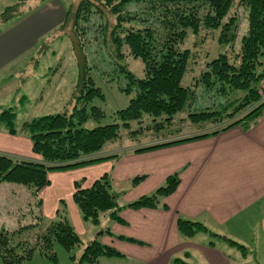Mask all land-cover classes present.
Listing matches in <instances>:
<instances>
[{
	"label": "trees",
	"instance_id": "1",
	"mask_svg": "<svg viewBox=\"0 0 264 264\" xmlns=\"http://www.w3.org/2000/svg\"><path fill=\"white\" fill-rule=\"evenodd\" d=\"M26 1L1 11L0 23L23 14ZM45 1L48 0H38L41 4ZM130 3L134 6L129 9ZM240 4L247 12L248 29L243 31L239 48L236 43L241 16L234 10V0H80L72 5L64 23L51 32L60 38L74 39L79 75L71 99L65 111L23 123L22 129L32 140L33 152L40 159L0 153V183L22 184L39 195L51 183L53 171L117 159L119 153L102 154L104 146L122 138L121 126L129 129L132 136L145 133V128H150L144 125L145 114L153 118V126L158 130L153 136L158 138L138 145L136 151L215 135L233 127L249 130L264 115V0H240ZM202 29L219 30V41L227 45L213 59L208 58L210 50L200 53L184 46L189 34H198ZM94 41L104 46L116 62L114 71L125 74L126 84L122 89L129 95L134 93L129 104L116 111L113 123H101L105 111L95 104L96 99L104 98V93L92 76L93 66L86 53L87 45ZM202 43V39L197 40L194 46L202 47ZM200 55L206 61L200 74L190 79L194 58L197 60ZM128 56L141 58L143 76L130 70ZM197 88L203 90L206 99L214 91L218 98L216 107L189 113L190 120L197 123L194 132L178 137L174 131L165 132L177 114L190 109L193 99L198 106ZM15 117L13 108L0 112V123L18 135ZM213 119L226 121L217 130L198 127L200 122ZM90 121L95 125L88 126ZM144 178L137 176L131 183L138 185ZM179 182L178 174L170 175L166 184L152 194L120 204L123 195L114 191L112 177L106 172L89 187L76 181L73 197L82 217L100 225L105 216L123 221L119 213L124 208L157 207L162 197L176 190ZM29 214L30 211L22 213L19 227L0 230L3 264H22L36 253L58 263L56 243L68 251L84 245L64 206L47 223L33 215L32 220L24 222ZM178 227L186 236L206 228L200 222L184 218L178 219ZM103 233L112 232L104 228ZM128 240L141 243L133 238ZM120 254L100 239H94L84 246L79 258L75 255L71 258L74 264H84ZM174 264L189 263L177 258Z\"/></svg>",
	"mask_w": 264,
	"mask_h": 264
},
{
	"label": "crops",
	"instance_id": "2",
	"mask_svg": "<svg viewBox=\"0 0 264 264\" xmlns=\"http://www.w3.org/2000/svg\"><path fill=\"white\" fill-rule=\"evenodd\" d=\"M20 1L0 0V12ZM76 2L48 0L41 4L38 0H27L23 14L0 23V76L8 74L3 77L4 84L36 75L39 68L30 69L31 66L39 65L38 54L42 52L46 57L45 47L60 38L51 32L64 23L68 10ZM51 53L57 54L55 50ZM35 54L36 64L24 63ZM51 72L50 65L42 70L46 78L39 82L41 91L54 82L59 68ZM29 83H23L24 88ZM57 86L52 88L58 90ZM18 90L23 91L21 87ZM58 92L56 101H62L59 108H64L68 101L61 98V90ZM20 93L17 101L27 103L26 95L20 96ZM7 108L14 109V106L3 105L0 100V112ZM130 147H114L102 153H119L117 159L51 172V183L42 189L46 214L56 218L60 201L69 197V217L75 229L80 236L91 232L90 240L83 241L84 244L102 235L103 243L121 253L102 256L88 264H174L177 258L189 264H233L234 254L230 251L234 252L243 243L257 250V264H264V115L249 130L233 127L215 135L144 151H136L138 146ZM0 153L40 159L33 152L29 136L10 133L1 123ZM106 172L112 177L114 191L123 195L120 204L152 194L166 184L170 175L178 174L180 182L174 192L161 198L157 207L124 208L119 213L123 221L105 216L104 228H110L112 233H103L104 228L82 217L73 194L76 181L83 179V187H89ZM140 175L145 178L138 185H132L131 180ZM54 177L55 193L47 192L54 185ZM14 195L15 189L11 196ZM2 204L0 200V209ZM179 218L200 222L206 228L186 236L179 230ZM4 221L0 216V230L15 229L21 222L19 218L14 227L15 222ZM98 230H101L99 235ZM223 236L229 240H225L226 246L215 241H223ZM25 263L29 262L22 264Z\"/></svg>",
	"mask_w": 264,
	"mask_h": 264
},
{
	"label": "rangeland",
	"instance_id": "3",
	"mask_svg": "<svg viewBox=\"0 0 264 264\" xmlns=\"http://www.w3.org/2000/svg\"><path fill=\"white\" fill-rule=\"evenodd\" d=\"M76 3H79L80 0H75ZM134 6V3L129 4V9ZM234 10L238 11L241 16V26L239 30V38L236 43V47L239 48L241 45V37L243 35V31L248 29V22H247V12L245 6L240 4V0H234ZM70 29V28H69ZM68 30V29H67ZM95 34V33H92ZM96 34H100L99 31H96ZM219 30H212V29H202L198 34H189L187 39L185 40V45L191 47L192 49L198 50V52L202 53L203 51L210 50L208 52V58L213 59L219 53L224 52L227 48L226 44H223L219 41ZM203 40L202 47L194 46V43L197 40ZM73 38L69 36H64L62 38H57L54 42L50 43L49 45H45V50H48L46 57L42 54H38L40 58L39 65L31 66L30 69L39 68L36 75L28 78L27 80H23L19 78V81H14L13 83H3V77H6L8 74L0 76V100L3 105L7 104L9 106H14V111L16 112L15 117V126L18 129V134L21 136H26L27 133L22 129V125L25 121L31 120L34 117H40L47 114H54L59 113L60 111H65L66 108H59L62 101H56L57 96L59 95L58 90H61L60 95L63 101L65 102L70 101L74 86L78 81L79 69H78V62L76 57V50L73 44ZM44 46V43L40 45V50ZM55 50L57 52L56 55H52L51 51ZM195 50V51H196ZM203 50V51H202ZM197 52V51H196ZM86 53L88 57L89 63L93 66L92 68V76L95 79V82L98 86L101 87L104 98H99L95 100V104L102 107L105 111V117L102 120V124H108L115 122V113L119 109L126 107L131 97L134 93L129 95L126 91L122 89V87L126 84V77L123 73H117L114 71V67H116V62H113L109 56L107 49L102 46L101 44H97L94 41L92 44H88L86 47ZM31 63L33 61L35 64L37 63L36 54L30 60H24L26 62ZM129 68L133 71L137 76L141 77L144 74V63L141 58H135L132 56H128L126 59ZM197 61V62H196ZM206 61V60H205ZM204 58L200 56L194 58V65L193 70L189 72V78L196 77L200 74L203 64L205 63ZM34 65V64H32ZM51 66L52 72L56 68H59V72L55 75L54 82L51 85H48L46 89L42 90V85L40 86L41 79L46 78V76L42 75V70L48 69V66ZM61 79L60 81L57 79ZM29 81L30 83L27 84L26 88H24L23 83ZM58 84L57 89H53L52 86ZM191 84V83H190ZM19 87L22 88V92L16 91ZM16 91V92H15ZM13 95L11 96V94ZM17 93H20V96L26 95L28 102L23 104L17 101ZM203 90L201 88H197V103L198 106H195V99H193V103L190 109H186L184 113H179L176 115V119L173 121L172 124H167L169 126L165 132H173L175 136L185 135L191 132H194L197 127L190 119L192 118L189 116V113L198 112L201 110H208L209 108L213 109L216 107L218 98L216 93L213 91L210 93V98L203 97ZM41 96V97H40ZM63 102V104H64ZM69 103V102H68ZM62 104V105H63ZM242 114H245L242 113ZM152 117L145 114L144 115V125L150 126V128H145V133L138 134V135H130L128 133L129 129L124 128L121 126V133H123L122 138L116 140L112 143H107L102 152L107 149L116 148H124V147H136L142 143H149L153 139H157L158 137L153 134H156L157 128L153 126ZM161 121V120H160ZM226 121V119H225ZM225 121H218L217 119L207 120L200 122L199 128H203L205 130H217L219 127L223 126ZM166 123V122H165ZM88 126L95 125L94 121H90ZM171 125V126H170ZM137 124H134L136 127ZM22 130V131H21ZM20 132V133H19ZM148 132V133H147ZM28 136V135H27ZM108 153V152H107ZM15 155L16 154H11ZM81 167V166H79ZM78 167L69 168L76 169ZM67 170V169H64ZM63 170H56V172H61ZM55 172V171H53ZM56 177H54V185L49 189L47 192L55 193V185H56ZM83 182L82 180H78ZM16 191V196H11L13 189ZM35 189H29L25 185L13 183V182H2L0 183V200L3 204L0 209V216H2L8 222H15L17 227L18 219L21 217L22 213H27L30 211L31 214L28 215V218L23 220L24 222H29L32 220V215L37 218V220L42 219L43 222L47 223L54 218L49 216L48 213H45L44 209V192L42 189L39 192V195L34 194ZM49 200V197H48ZM46 201V200H45ZM66 208L68 214L70 216V198L66 196L63 200L60 201L59 209L62 207ZM57 216V215H56ZM106 218L104 217L101 221V226L104 228L107 226ZM91 223V221H90ZM89 223V224H90ZM106 223V224H105ZM94 224V223H93ZM101 230L96 232L98 235L100 234ZM91 232L88 231L86 234H81V238L84 242H88L90 238ZM215 237V236H214ZM103 241L102 235L98 236ZM218 238V237H217ZM223 241L215 240L219 245L226 246L224 242L229 241L226 237L223 236ZM226 240V241H225ZM92 241V240H91ZM90 241V242H91ZM223 242V243H222ZM85 245V244H84ZM84 245L78 246L71 251L65 249L61 244H55V250L58 256V263H53L48 258L36 253L34 259L27 261V264H74L72 260V256L75 255L76 258H79L84 250ZM230 246L227 245V248ZM245 250V251H243ZM234 254L233 257V264H257V254L258 251L254 250L250 246L243 243L241 247L235 248L234 252L239 254H235L233 251H230ZM117 262V261H115ZM0 264H2V260L0 258ZM26 264V263H25ZM88 264V263H84Z\"/></svg>",
	"mask_w": 264,
	"mask_h": 264
}]
</instances>
